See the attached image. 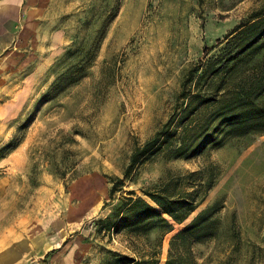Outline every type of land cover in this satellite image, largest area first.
I'll list each match as a JSON object with an SVG mask.
<instances>
[{
  "label": "rangeland",
  "instance_id": "obj_1",
  "mask_svg": "<svg viewBox=\"0 0 264 264\" xmlns=\"http://www.w3.org/2000/svg\"><path fill=\"white\" fill-rule=\"evenodd\" d=\"M263 5L47 0L20 64L6 71L3 83L8 98L19 94L21 110L0 142V155L15 140L19 145L5 158L17 151L16 167L23 170L15 177L14 208L5 224L18 220L19 228L31 224L37 234H79L78 264H103L110 250L132 253L135 239L127 233L96 231L95 222L112 213L111 178L123 177L136 144L168 120L188 69ZM173 130L175 144L181 129ZM210 164L221 174L191 219L218 202L220 226L215 238L195 246L199 263L264 264V134L233 139L191 159L172 158L167 146L136 168L123 192L141 194L171 173ZM184 226L176 224L165 237L161 264Z\"/></svg>",
  "mask_w": 264,
  "mask_h": 264
},
{
  "label": "trees",
  "instance_id": "obj_2",
  "mask_svg": "<svg viewBox=\"0 0 264 264\" xmlns=\"http://www.w3.org/2000/svg\"><path fill=\"white\" fill-rule=\"evenodd\" d=\"M61 78L65 77L48 94L58 88ZM176 125L181 130L174 144L170 141L177 136ZM263 134L264 5L188 69L168 120L144 144H136L123 177L111 178L112 213L95 222L96 231L112 237L125 232L135 240L132 253L110 250L103 264H161L165 237L176 224L185 226L171 238L164 264H200L195 246L217 236L221 207L216 202L191 217L216 186L221 174L218 165L171 173L141 194L123 192L126 181L167 146L172 158L191 159L208 148H223L233 139ZM13 142L1 150V158L19 145Z\"/></svg>",
  "mask_w": 264,
  "mask_h": 264
},
{
  "label": "crops",
  "instance_id": "obj_3",
  "mask_svg": "<svg viewBox=\"0 0 264 264\" xmlns=\"http://www.w3.org/2000/svg\"><path fill=\"white\" fill-rule=\"evenodd\" d=\"M46 2L0 0V142H6L5 132L13 129L10 126L21 110L19 94L8 98L4 90L6 71L20 64L22 49L35 33L34 23ZM14 154L0 160V264H78L80 250L75 245L79 234H37L34 225L19 228L18 220L5 224L6 212L14 208L15 177L23 171L17 169Z\"/></svg>",
  "mask_w": 264,
  "mask_h": 264
}]
</instances>
